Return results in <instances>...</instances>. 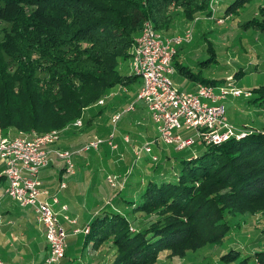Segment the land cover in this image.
Listing matches in <instances>:
<instances>
[{"label": "trees", "instance_id": "16d2710c", "mask_svg": "<svg viewBox=\"0 0 264 264\" xmlns=\"http://www.w3.org/2000/svg\"><path fill=\"white\" fill-rule=\"evenodd\" d=\"M210 1L0 0V21L5 23L0 36V136L43 134L78 117L86 118L85 124L97 120L107 99L98 100L138 77L119 67L129 59L144 21L168 34L179 18L210 14ZM246 1L226 2L214 17L239 14ZM244 24L264 31V4ZM173 61L198 83L236 85L242 73L212 79L178 63L175 54ZM247 90L253 96L245 104L264 116V84ZM262 125L244 127L247 133L241 138L200 144L195 151L169 145L160 149L165 160L148 155L150 160L133 167L125 186L117 188L115 203L95 207L82 226L89 227L81 231L80 251L111 250L110 259L95 264H158L161 251L182 256L212 245L218 248L209 254L218 253V264H246L252 258L264 264V248L252 253L231 245L221 248L239 214L264 211ZM3 175L0 169V181ZM67 264L84 263L76 258Z\"/></svg>", "mask_w": 264, "mask_h": 264}, {"label": "rangeland", "instance_id": "374dc122", "mask_svg": "<svg viewBox=\"0 0 264 264\" xmlns=\"http://www.w3.org/2000/svg\"><path fill=\"white\" fill-rule=\"evenodd\" d=\"M230 1L232 0H214L213 6L215 8V13L219 14L224 8L226 9V2L228 3ZM261 3L264 4V0H248L245 2V7L239 11V14L233 13L225 17L222 16L221 18H216L214 15L213 18H209L208 16H210L211 12L210 14L200 13L196 16L198 17V21H196L195 24H193L194 21L192 20H186L187 25L185 27L183 26L185 24H177L175 28H173L172 33H168L167 35L172 36L175 33L181 32V29H186L193 24L194 37L187 43H181L177 46L178 50L175 53L176 61L189 66L193 72L199 74L201 77L205 76L212 79L226 78L230 74L234 75L236 73L235 71L242 70L236 84L242 90L254 89L256 86L264 84V31L254 25L244 24L249 18L251 19V17H253ZM4 25L5 23L0 21V36L2 33V26ZM130 66L129 59H125L122 61L119 70L121 73L127 71L131 72ZM175 74L176 75L172 79L175 85L180 88L182 75L179 74L178 71ZM142 79L143 78L138 75L137 79L126 88L117 89L115 93L109 94L106 98V103L104 99L105 105L101 106L100 115L97 116V120L94 118L89 124H85L83 121L86 118L84 117L85 119H83L81 127H71L63 130L55 146L68 148V150L77 149L83 145L90 135L104 136L106 133L108 134L111 130L113 131L110 119H112L111 115L115 112L121 113V119L116 123L117 129H114L116 132L115 138L118 133L121 132L120 129H127L129 130L131 143L135 145L143 144L145 140L148 142L151 141V139H155V122L151 119V115H146L142 108L138 107L139 104H141L140 101H136L135 109L124 110L136 99V92L139 90L138 88L142 83ZM183 88L187 89L186 87ZM246 96H253L251 90L242 93L241 96L229 94L222 99L229 119L235 125L240 126V128L254 127L255 129L257 126L264 125V116L254 111L251 104H245V100L247 99ZM118 102L121 103V105ZM114 105L115 107H113ZM138 132L142 133L140 134ZM187 133L191 135L193 132L188 131ZM194 138L197 139L196 136H194ZM153 142L152 148L154 152L159 155L157 160H165L167 157L163 155L164 153L161 152L159 148L160 145L163 148V144L158 140H154ZM127 147L129 148L125 147V149H123L124 159H119L116 151H112L113 154H111L108 149L104 150L103 148H100V150L98 149L99 152L96 151L97 153H94L93 150L89 153L85 152L86 154L84 153L85 156L83 157L80 156L81 153H76L75 156L77 155L79 159L83 160L82 165H80L79 162L76 164V171L78 169L77 165H80L79 168L82 174L79 176L82 177L81 181H77V187L74 186L75 184L72 185L74 181L73 174H76L79 169L73 174H69V172L63 170L65 174H63L62 177L54 176L53 182L55 188L49 192L51 195H55L59 202L54 203L53 207L56 209L64 200H67L66 202L72 205V201L75 200L78 206H80L78 208L79 213H81L80 220L82 218L86 221L87 217L93 213L95 207L98 208L101 204L108 201L110 203H115V200L118 198V191L115 188H111L109 183L106 182V173L118 172L123 174L129 169L133 171V167L150 160L148 154L144 152L141 155L142 157L135 161L133 154L130 152V146L128 145ZM121 148H123V146ZM180 152L181 151H179V153ZM179 153L176 154L173 152L172 154L178 156L180 155ZM101 157L103 159V164L99 162ZM87 159H90L91 164L85 167L84 161ZM94 160L98 162V165H96V167H98L96 170L98 174L97 176L94 174L93 178H91L94 172ZM91 165L93 166V172L89 173L88 169H91ZM96 183H98L97 187H95L97 185ZM4 184L5 180H2L0 183L1 189H5V187H3ZM48 199L52 201L50 197H48ZM15 208L16 213H20V215L26 214L30 222L26 230H30L31 235L34 234L40 238V236L44 234V228L42 223L37 221V214L33 211V207L30 204L23 205L17 202ZM87 209H89L91 213L88 212ZM262 212L264 211L248 212L244 215L239 214V216L230 223L232 228L229 230V235H227L221 248H227V246L231 245L241 247L244 253H252V249L258 247L257 235H259V232L257 229L251 230L249 228H258L261 225L262 217H260V215ZM238 221L241 222L237 223ZM62 222L64 224L63 219ZM253 222L256 223L252 224ZM247 232H249V234ZM80 235L82 236V233H80L79 236ZM75 237L68 236V253L61 261L53 264H60V262L63 264V262H67L69 259H76V254H79V251L77 252L76 249ZM250 242L251 244L247 245ZM32 245L31 248L34 247ZM214 248H218V246L214 247L208 245L207 247L195 249L194 251L189 249L182 256L168 255V252L161 251L157 262L158 264H208L209 261H212L213 263L211 264H218V260L216 259L218 253H216L217 257L216 255L209 254L210 251L213 252ZM97 253L98 252L95 251L89 255L93 257L97 255ZM109 253H111V250L104 255H97L94 259L98 258L99 262L103 260L106 262L107 259H110ZM34 255H36L35 258H33ZM34 255L24 254L22 264H39L44 257H46L44 251L35 253ZM11 256V254H4V256L2 255L1 257L9 261ZM89 264H92V262ZM246 264H255V261L252 258Z\"/></svg>", "mask_w": 264, "mask_h": 264}, {"label": "built area", "instance_id": "2783aa9c", "mask_svg": "<svg viewBox=\"0 0 264 264\" xmlns=\"http://www.w3.org/2000/svg\"><path fill=\"white\" fill-rule=\"evenodd\" d=\"M213 2L214 0L210 2L212 7L210 18L215 15ZM192 21L195 24L198 17L195 16ZM144 22L141 31L134 39L129 55L132 73L143 79L136 92V99L124 110L135 109L136 101L143 102L158 132L155 139L138 145L131 143L129 133H124L122 140L132 145L134 160H139L144 152L154 160L159 158V155L152 151L154 140L161 141L163 146L171 145L174 150H178L191 147L198 141L203 145L218 144L231 137H243L247 130L229 121L222 98L229 94L241 96L248 90H242L234 83L225 85L206 82L197 83L194 89L186 90L175 85L172 79L175 72L173 57L178 50L177 46L187 43L194 37L193 24L171 36L158 32L149 19ZM108 96L105 95L98 102L103 103ZM111 117L113 131L105 136L92 135L82 146L72 150L57 147L55 143L63 130L82 126L83 118L80 117L72 121L69 126L51 129L43 134L19 131L16 135L0 136V164L5 180L3 195L16 200L19 204H30L37 214V221L44 226L49 254L40 264H53L62 260L66 254L68 241V233L62 219L72 224L76 221L75 218H70L67 212H61L67 209L66 204H61L59 210L53 207V204L59 201L42 186L40 171L46 168L53 158H57L62 160L64 171L69 174L76 173L75 154L89 150L97 151L103 144H107L111 151H116L119 159H124L114 131L117 129V121L121 119V113L115 112ZM183 131L193 133L187 136ZM130 171L131 169L123 174L108 172L105 176L106 182L111 188H123ZM88 227H76L73 233L77 231L85 233ZM0 264H4L1 259Z\"/></svg>", "mask_w": 264, "mask_h": 264}, {"label": "crops", "instance_id": "0c3cea01", "mask_svg": "<svg viewBox=\"0 0 264 264\" xmlns=\"http://www.w3.org/2000/svg\"><path fill=\"white\" fill-rule=\"evenodd\" d=\"M224 10H225V8H224ZM222 12H223V10H222ZM208 17L210 18V16H208ZM208 22H210V21H208ZM177 24H181V25L182 24H185V25H183L184 27L187 25L186 24V20H183V18L177 19V22H176V24L173 25V28H175V26ZM173 28L171 29L170 34L172 33ZM184 29H181L180 31H182ZM174 68H175V72H174L173 77L176 75L175 73L178 71L176 69V65L174 66ZM179 74L182 75L181 83H180L181 84L180 88L186 87L187 88L186 90L194 89L195 88V86L198 83V81L193 80V79L187 77L186 74H183L181 72H179ZM183 89H185V88H183ZM246 97H249V96H246ZM246 100H245V102H246ZM140 103L141 104H139L138 107L142 108V110L144 111V113L146 115H149V113H148V111L146 109V105L143 102H141V101H140ZM119 104L121 105V103H119ZM113 107H115V105ZM227 117L229 119V116H227ZM229 121H231V120L229 119ZM139 124H141V123H139ZM155 128H156V126H155ZM144 129H146V128H144ZM120 130H122V131L119 132L118 135H117V137H116V140H118V142L120 143V146H119L120 149L119 150H121V152H124L123 149H125V147L126 148H129V147H127L129 145L130 146V149H131L130 152H131V154H133L132 153L133 152L132 151V147H131L132 145H130L128 143H124L123 140H122V136L124 135V133H129V130L128 131H127V129H124V130L123 129H120ZM142 132H144V131H142ZM142 132H138V133L141 134ZM157 132H158V130L156 128V132H155L156 135H157ZM183 134L184 135H187V136L190 135L186 131L183 132ZM90 136H92V135H90ZM200 144H202V143L200 141H198L197 143L191 145V147H188L187 146V147H184V148H187L188 151H193V150L195 151ZM122 146H123V148H121ZM168 146L169 145H165L162 148V146L160 145L159 148L161 150H165V149H169ZM108 147L109 146L107 144H103L102 146L99 147V150H100V148L101 149L103 148L104 150L108 149V151H110V153L113 154V152ZM187 149H186V151H187ZM90 151H92V150H89V151H86V152L89 153ZM186 151H184V152H186ZM93 152L94 153H97L95 150H93ZM84 153H81L83 155L80 154V156L81 157L85 156L86 153L85 154ZM76 156L74 157L75 160H76L75 161V164H77V162H79L80 165H82L83 160L82 159H79L78 158L79 156H77V158H76ZM61 161H62L61 159L53 158L52 162H50L46 166V168L41 169V171H40V175L39 176H40V178L42 180V186L46 190H48V191H52L53 188H55V185H54V182H53L54 176H61L62 177L63 174H65L64 171H63L64 169H63V165H62V162ZM99 162H100V164H103L102 157H101V160ZM94 163H95L94 170H93V166L92 165H91V169H88L89 173L94 171L92 173V177L91 178H93L94 174H96V176L98 174V172L96 171L98 169V167H96V165H98V162H96L94 160L93 161V164ZM90 164H91L90 159H87V160L84 161V166L86 165L85 167H87ZM80 165L79 166L77 165V168L79 169V171L77 169L78 172L76 171L77 173L76 174H73V176H74L73 177V180L74 181H73L72 185L75 184L74 185L75 187H77V185H76L77 184V181L78 180L81 181V178H82V177L79 176L80 174H82L80 172V168H79ZM1 167H2V165L0 164V169H1ZM84 178H85V176H84ZM2 180H3V178L1 179L0 183L2 182ZM96 184L97 185L95 187L98 186V183H96ZM4 186H5V184L3 185V187ZM3 190L4 189H1L0 188V201H1V203H0V259L4 262V264H22V261H23V258H24L23 255L26 254V253L28 255H34L35 253H41L42 251H44L46 253V256H47L49 254V252H48V244H47V239L45 238L44 234L42 236H40V238L43 239V240H41L36 235H34V234L31 235V231L30 230H26L29 227L28 225H30V222L27 219L26 214H21L20 215V213H16L15 205L17 204V201L14 200V199H12V198H10V197H8V196L7 197L4 196L3 195ZM66 201L67 200H64V202H62L61 204H63V203L66 204L67 209L65 210V212H64V210L61 211V212H63V213H66L67 212L68 215L70 216V218H72V219L75 218L76 221L74 222V224H72L69 221L64 220V224L63 225H65V227L68 229V230L66 229L67 230V233H68L67 234V238H68V236H70V237L71 236H73V237L76 236L75 237L76 238L75 244H76L77 252L79 251V254H76V258L77 259H81L84 264H89L91 262H92V264H95L96 262H99V260H98V258L97 259H94V258H96L97 255H100V254L104 255L105 253L104 252L101 253V252L96 251V252H98L97 255L91 257V255H89V254L90 253H94V252L89 251L85 255V253H82L80 251L81 250V244H82V241H83V238L81 236H79V234L81 233V231H77V232L73 233V230L76 227L81 228L83 225L86 224V222H88L90 215L87 217V220L86 221L83 220L82 218L80 220V214L81 213H79V209H78L80 206H78V204L75 202V200L72 201V203H73L72 205L68 204V202H66ZM61 204H60V206H61ZM60 206H57V207L55 206L56 207V210H59L60 209ZM87 211L90 212L89 209H87ZM260 217H262V220H261V223H260L261 225L258 228H256V227L249 228L251 230L252 229H257V231L259 232V235H257V238H258V241H257L258 247L257 248H253V249L251 248L252 249V252L255 249H262V247L264 248V212H262V214L260 215ZM255 223L256 222H253L252 224H255ZM43 228H44V226H43ZM247 233L249 234V232H247ZM68 241H69V238H68ZM68 241H67L66 251H67L68 245H69L68 244ZM249 244H251V242L248 243L247 245H249ZM31 245L34 246V247L31 248ZM246 253H249V252H246ZM4 254H7V255H10L11 254L12 255L11 256V259L9 261L8 260L6 261L5 259H3L1 256L2 255L4 256ZM35 256L36 255H34L33 258H35ZM216 257H217V255H216ZM216 259H218V257ZM68 262L69 261H67V262L65 261V262H63V264H67ZM101 262H103V261H101ZM60 264H62V263L60 262ZM255 264H257V263L255 262Z\"/></svg>", "mask_w": 264, "mask_h": 264}]
</instances>
